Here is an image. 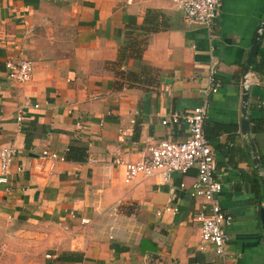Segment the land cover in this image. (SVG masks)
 <instances>
[{"label": "crops", "instance_id": "obj_1", "mask_svg": "<svg viewBox=\"0 0 264 264\" xmlns=\"http://www.w3.org/2000/svg\"><path fill=\"white\" fill-rule=\"evenodd\" d=\"M263 23L264 0H219L212 41L170 0H0V148L14 152L0 183V264H223L198 236L195 168L124 183L113 163L183 139L182 120H161L202 104L231 217L226 262L264 264V84L247 89L245 128L239 88L255 34L248 71L264 78ZM19 59L32 64L25 82L5 75ZM210 65L218 86L206 98ZM43 149L63 160L49 165Z\"/></svg>", "mask_w": 264, "mask_h": 264}, {"label": "built area", "instance_id": "obj_2", "mask_svg": "<svg viewBox=\"0 0 264 264\" xmlns=\"http://www.w3.org/2000/svg\"><path fill=\"white\" fill-rule=\"evenodd\" d=\"M129 2L130 0H125ZM173 8L179 13L180 20L186 25H199L205 31L207 39H214V20L218 13L219 0H170ZM212 56L210 57V64ZM5 75L8 79L25 82L32 74V64L25 59L6 61ZM213 68L209 67L206 85L201 89L207 98L217 89V82L213 77ZM264 84V78H259L254 72H244L239 80L241 92L251 85ZM205 105H198L181 113H172L168 118L161 120L162 124L178 123L182 120L186 124V136L181 140L161 139L146 147V154L136 161H122L116 157L115 165L123 168L122 180L130 182L136 176H158L162 182H167L173 173L185 174L188 169L195 168L196 176L191 184L188 194L202 199L201 208L205 212L195 214L198 236L202 244H208L223 264H227L228 233L225 227L230 223L231 217L225 214L217 201L216 195L221 189L219 180L213 175L214 153L203 134L205 118ZM17 120H21L19 114ZM11 147L0 148V183L7 182L9 164L13 157ZM40 159L51 165L54 161H62V156L43 149ZM34 172L42 171L41 161L32 165ZM183 187V183H179ZM168 210V208H166ZM88 219L82 218L81 223Z\"/></svg>", "mask_w": 264, "mask_h": 264}, {"label": "water", "instance_id": "obj_3", "mask_svg": "<svg viewBox=\"0 0 264 264\" xmlns=\"http://www.w3.org/2000/svg\"><path fill=\"white\" fill-rule=\"evenodd\" d=\"M263 26H264V23L261 26H259V28H262ZM257 39H258V34H255V36H254V38L252 40L251 46H250V48L248 50V54H247L246 62H245V66H244V72H246L248 70V67L250 66L251 61H252V57L255 54V51H256V48H257ZM246 100H247V90L243 91V93H242L243 105H242V108H241V115H242L241 127H244V128L246 127V124H247V121L244 118V116H245V108H246ZM260 218H261V222H262V228L264 230V216H263V209L262 208L260 209ZM140 246H141V248H144L146 250H151V245L145 239L141 240Z\"/></svg>", "mask_w": 264, "mask_h": 264}, {"label": "trees", "instance_id": "obj_4", "mask_svg": "<svg viewBox=\"0 0 264 264\" xmlns=\"http://www.w3.org/2000/svg\"><path fill=\"white\" fill-rule=\"evenodd\" d=\"M252 69V68H251ZM253 71H255L254 69H252ZM203 131H204V126H203ZM205 137H207L206 136V134H205ZM258 163H259V165L261 166V168L264 170V157H259L258 158Z\"/></svg>", "mask_w": 264, "mask_h": 264}]
</instances>
